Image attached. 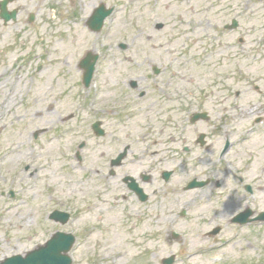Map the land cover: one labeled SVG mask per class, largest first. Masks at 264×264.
I'll return each mask as SVG.
<instances>
[{
  "label": "rangeland",
  "instance_id": "374dc122",
  "mask_svg": "<svg viewBox=\"0 0 264 264\" xmlns=\"http://www.w3.org/2000/svg\"><path fill=\"white\" fill-rule=\"evenodd\" d=\"M247 1L78 0L74 7L70 0H36L34 7L28 0L21 1L27 12L35 15L33 25L17 24V30H5L0 39V263L24 256L56 232L78 237L71 253L73 264H162L173 255L185 259L178 254L182 242H167V236L179 233L180 226L165 225L161 238L152 223L141 222L139 216L128 220L121 207L114 210L98 205L96 169L101 148L92 124L97 122L99 72L97 68L92 85L84 89L79 62L89 51L109 60L102 89L119 75L127 80L129 75L141 74L132 63L143 60L146 53L164 61L160 52L184 50L185 56L175 55L179 58L175 66L181 63L188 76L200 74L214 80L216 91H253L258 87L264 92V4L253 0L245 10ZM101 3L115 11L102 32L94 34L85 23ZM236 11L242 17L240 28L227 34L223 26ZM158 25L163 28L158 30ZM239 39L244 44H239ZM121 44L125 50L118 48ZM167 44L173 46L167 50ZM233 95L232 107L242 108L244 95L238 99ZM259 98L264 102V93ZM253 118L250 115L243 127ZM126 125L120 135L130 133L141 154L145 145L137 134L142 130L132 126L128 132ZM243 127L239 124L234 129L239 133L234 142L241 138ZM262 137L256 140L261 142ZM81 142L85 146L78 151ZM236 157L242 166L249 155ZM253 162L249 182L260 180L255 167L264 166V156L260 161L254 157ZM185 179L174 178L173 186L183 188ZM236 185H231L234 197L243 194L235 190ZM239 201L235 199L234 204ZM132 203L121 202V206L131 208ZM54 211L69 213V224L51 221ZM192 239L197 242L189 238L187 254H193L201 244L208 250V242ZM241 241L245 250L246 242ZM232 248L214 252L203 264H251L259 256L255 251L237 248L235 252ZM198 260L204 258L193 263L199 264Z\"/></svg>",
  "mask_w": 264,
  "mask_h": 264
},
{
  "label": "flooded vegetation",
  "instance_id": "af4514ba",
  "mask_svg": "<svg viewBox=\"0 0 264 264\" xmlns=\"http://www.w3.org/2000/svg\"><path fill=\"white\" fill-rule=\"evenodd\" d=\"M21 1L0 0V39L5 30H17V24L33 25L35 15L27 12L26 4L22 5ZM28 1L34 7L32 2L36 0ZM251 1L246 2L245 10ZM257 2L264 4V0ZM77 3L78 0H70L71 7ZM241 18L236 11L226 24H233L236 19L240 28ZM261 29L264 31V23ZM238 42L244 44L240 39ZM166 46L168 50L173 44ZM118 48L125 50V45ZM177 54L186 55L182 50L160 52L158 56L165 57L164 61L148 53L141 61L132 63L131 59L127 63L139 67L141 74L129 75L127 80L126 76L119 75L113 84L108 82L103 86V91L101 81L106 84L104 73L109 60L98 54L96 111L101 151L96 169V201L100 207L108 209L121 207L128 220L139 216L141 222L152 223L161 238L165 225L180 226L178 235L167 236V242H182L178 254L191 259L192 263L187 264H196L195 259L204 258L198 260L203 264L214 252L230 247L235 252L237 248L240 252L255 251L259 256L251 264H264V209H260L264 202V185L261 184L264 183V166L255 167L260 180L249 182L247 176L253 168L254 157L260 161L261 155L264 156V102L259 98L264 92L258 87L253 91H216L214 80L200 74L188 76L181 63L175 66L179 59ZM227 75L228 79L230 75ZM250 93L258 97L250 99ZM232 94L236 99L244 95L242 108L232 107ZM235 110L237 113L233 114ZM250 115L254 116L253 122L243 127ZM239 124L244 133L234 142L233 137L239 134L234 129ZM125 125L128 132L132 126L142 130L137 134L138 141L143 140L145 145L141 154L130 133L120 135L119 130ZM110 128L115 130L110 133ZM255 136H263L262 141H257ZM236 154L249 155V158L240 166ZM174 178L180 181L186 178L184 187H174ZM234 182L235 190L243 193L237 197L231 187ZM199 184L202 186L198 187ZM235 199L240 200L238 205L234 204ZM129 201H133L131 208L121 206V202ZM234 206L238 207L234 209ZM230 211L232 216H229ZM192 236L208 242V250L201 244L194 247L197 251L187 255L189 238L197 242ZM241 240L246 242L245 250L240 246Z\"/></svg>",
  "mask_w": 264,
  "mask_h": 264
},
{
  "label": "water",
  "instance_id": "95a60500",
  "mask_svg": "<svg viewBox=\"0 0 264 264\" xmlns=\"http://www.w3.org/2000/svg\"><path fill=\"white\" fill-rule=\"evenodd\" d=\"M112 13V10H106L101 6L90 19L89 25L95 30L99 31L105 19ZM96 58L88 55L86 59L81 62V67L84 70L85 83L89 85L92 75L95 70ZM63 223H66L68 216L62 215ZM57 218L53 215L52 218ZM59 219V218H58ZM74 244V237L71 235L56 233L53 238L43 247L27 254L25 258L21 256L13 257L6 260L3 264H72L68 252Z\"/></svg>",
  "mask_w": 264,
  "mask_h": 264
},
{
  "label": "bare ground",
  "instance_id": "6f19581e",
  "mask_svg": "<svg viewBox=\"0 0 264 264\" xmlns=\"http://www.w3.org/2000/svg\"><path fill=\"white\" fill-rule=\"evenodd\" d=\"M48 150L50 151L51 150V147H49Z\"/></svg>",
  "mask_w": 264,
  "mask_h": 264
}]
</instances>
